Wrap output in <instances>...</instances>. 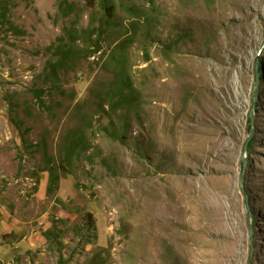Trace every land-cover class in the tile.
I'll list each match as a JSON object with an SVG mask.
<instances>
[{
    "label": "rangeland",
    "instance_id": "1",
    "mask_svg": "<svg viewBox=\"0 0 264 264\" xmlns=\"http://www.w3.org/2000/svg\"><path fill=\"white\" fill-rule=\"evenodd\" d=\"M101 1L8 0L0 264H264V71L244 150L264 0H112L100 47L79 42L53 74L57 46L100 23ZM136 6L151 28L120 53ZM124 68L134 98L107 114Z\"/></svg>",
    "mask_w": 264,
    "mask_h": 264
},
{
    "label": "trees",
    "instance_id": "2",
    "mask_svg": "<svg viewBox=\"0 0 264 264\" xmlns=\"http://www.w3.org/2000/svg\"><path fill=\"white\" fill-rule=\"evenodd\" d=\"M86 1L90 4H93V2H90L91 0H86ZM0 7H1L0 25H6V18L8 17V11H9L8 0H0ZM100 7L102 11L100 13V23L98 25L93 23L95 20L98 21V17H97L94 20H91L87 28H82V29L71 28L68 31V35L70 39L69 42L66 43V45L59 44L57 46L55 50L56 58L51 63V67L54 71L53 74L58 73L60 70H64V71L67 70V66L69 65L71 60L75 57L76 49L79 46V42H83L87 46H93L96 48V50L100 47V38L107 32L110 22H113V19L115 17V4L112 0H102L100 3ZM131 9L133 15L128 20L127 24L119 23V26L122 30L120 38L121 37L123 38L116 45L119 48L120 53H122L129 44H132L135 40L138 39L137 37L141 30L149 29L150 27V21L153 15L152 9H146L137 6L132 7ZM8 27L13 29L12 25H8ZM149 33H144V34H149ZM167 46L171 48L172 44H168ZM113 59L116 58L113 57ZM254 71L256 74V68ZM258 71L261 78L260 80L262 81L263 71H264L263 62L259 61ZM117 75H119L121 79H119L118 82L116 83L117 85L115 86L116 87L115 94H109V98L105 100V102L108 103L107 105H109L108 109L106 110L105 106L101 105L102 108L106 110L107 114H109L110 112L115 113L119 108L128 106L131 103L132 98H134V95H132L134 89L130 84V77L128 78V72L126 71V69L125 68L121 69ZM125 90H129V91L126 94H124ZM41 91L42 90H38V91L35 90L34 95L35 94L38 95L39 92ZM38 100L42 102V100L40 99ZM258 105H260V103H257V110L259 108ZM250 121H251L250 117H248L249 131H250ZM82 144L83 142L80 136L72 139L71 142L69 143L68 152L65 154V158H71L72 154L76 153L78 148L82 146ZM253 144H254V138L249 142V151L252 149ZM64 162H66L65 159ZM50 187L48 188V191ZM253 217H254L253 223L255 226L256 225L255 215ZM59 264H64V263L60 262Z\"/></svg>",
    "mask_w": 264,
    "mask_h": 264
},
{
    "label": "water",
    "instance_id": "3",
    "mask_svg": "<svg viewBox=\"0 0 264 264\" xmlns=\"http://www.w3.org/2000/svg\"><path fill=\"white\" fill-rule=\"evenodd\" d=\"M259 68V62H256V79H255V84H254V96H253V102H252V109L250 111V132H249V137L246 141V145L244 147V150L246 151V153L248 152V143L251 140V138L253 137V132H255L256 130V123H255V115H256V108H257V99L259 96V83H260V74L258 71ZM243 162H244V166L246 165L247 162V157L246 155L243 156ZM252 225V224H251Z\"/></svg>",
    "mask_w": 264,
    "mask_h": 264
}]
</instances>
